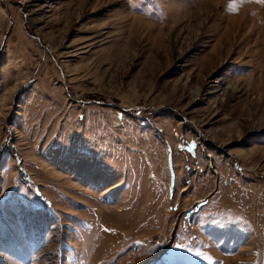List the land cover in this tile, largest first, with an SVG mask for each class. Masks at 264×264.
<instances>
[{"label": "rangeland", "instance_id": "obj_1", "mask_svg": "<svg viewBox=\"0 0 264 264\" xmlns=\"http://www.w3.org/2000/svg\"><path fill=\"white\" fill-rule=\"evenodd\" d=\"M0 264H264V0H0Z\"/></svg>", "mask_w": 264, "mask_h": 264}, {"label": "snow or ice", "instance_id": "obj_2", "mask_svg": "<svg viewBox=\"0 0 264 264\" xmlns=\"http://www.w3.org/2000/svg\"><path fill=\"white\" fill-rule=\"evenodd\" d=\"M105 231H108V230L106 229ZM174 247L181 250V245H179V244L175 245ZM197 255H199V253H197Z\"/></svg>", "mask_w": 264, "mask_h": 264}, {"label": "bare ground", "instance_id": "obj_3", "mask_svg": "<svg viewBox=\"0 0 264 264\" xmlns=\"http://www.w3.org/2000/svg\"><path fill=\"white\" fill-rule=\"evenodd\" d=\"M244 251H246V249H244Z\"/></svg>", "mask_w": 264, "mask_h": 264}]
</instances>
